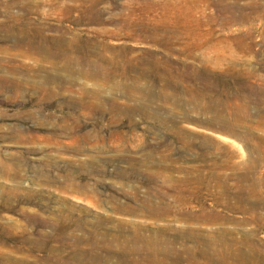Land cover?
Listing matches in <instances>:
<instances>
[{"label": "rangeland", "instance_id": "obj_1", "mask_svg": "<svg viewBox=\"0 0 264 264\" xmlns=\"http://www.w3.org/2000/svg\"><path fill=\"white\" fill-rule=\"evenodd\" d=\"M21 1L0 0V264H132L128 230L167 225L264 264V0ZM200 172L226 180L179 184ZM202 207L221 218L176 217Z\"/></svg>", "mask_w": 264, "mask_h": 264}, {"label": "bare ground", "instance_id": "obj_2", "mask_svg": "<svg viewBox=\"0 0 264 264\" xmlns=\"http://www.w3.org/2000/svg\"><path fill=\"white\" fill-rule=\"evenodd\" d=\"M21 2L23 3L19 4H21L22 9L28 12L34 11V5L31 0H22ZM19 4L16 5V3H12L8 5V9L15 8ZM257 13V11L253 12L256 16L262 17V15H264H258ZM11 17L14 18L13 20L15 22L17 19L21 18L16 15H12ZM247 18L250 19L251 17L247 16ZM4 28L5 27L0 26V30ZM14 45L15 47H27L29 50L37 48L34 37L27 34V30H21V35L14 40ZM240 47L243 48V45L241 44ZM250 48L251 46L248 47V49ZM229 132L232 133L231 131ZM224 152L225 150L222 149L220 154L222 157H224ZM191 175L193 174H189L187 178L180 180L179 184H188L190 186L199 183L203 186L206 185L208 188L213 187V189H217L221 187V182L226 180L224 177L217 176L215 172L207 174V178L206 176H203V172H200V174L194 177H190ZM169 187L170 189H175L177 184L171 183ZM225 190L228 189L226 188ZM224 207L231 208L227 203L224 204ZM203 210H205V207H202V211ZM242 211H246V209L243 208ZM172 213L173 212L169 209L154 207L151 209L150 215L156 218L165 219ZM176 217L184 221L203 224L214 223L221 218L220 214L214 213L208 209L200 213L180 211L176 213ZM128 231H134L128 240V243L132 245L130 249V253L133 257L132 264H142V258L146 262L152 264H252L253 255L243 249H236L235 251L231 250L228 252L221 250L230 240L232 241L233 236L228 233L215 232L209 234L199 228H185L179 230L177 234H172L173 229L168 225L165 230L161 231L158 230L152 232L144 228H134ZM177 241H182V250L174 248L173 245ZM147 243H149L150 246H148ZM188 243L194 245L189 246ZM163 244H168V247L164 248ZM195 251H198V253L195 254Z\"/></svg>", "mask_w": 264, "mask_h": 264}]
</instances>
